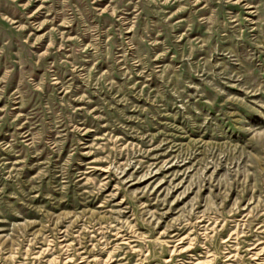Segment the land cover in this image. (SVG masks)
Masks as SVG:
<instances>
[{
    "label": "rangeland",
    "instance_id": "1",
    "mask_svg": "<svg viewBox=\"0 0 264 264\" xmlns=\"http://www.w3.org/2000/svg\"><path fill=\"white\" fill-rule=\"evenodd\" d=\"M0 264H264V0H0Z\"/></svg>",
    "mask_w": 264,
    "mask_h": 264
}]
</instances>
